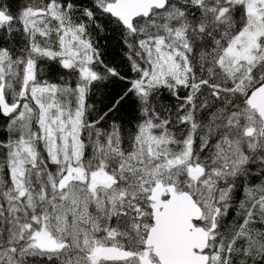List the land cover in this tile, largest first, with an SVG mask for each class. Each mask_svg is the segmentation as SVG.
<instances>
[{
    "label": "snow or ice",
    "instance_id": "1",
    "mask_svg": "<svg viewBox=\"0 0 264 264\" xmlns=\"http://www.w3.org/2000/svg\"><path fill=\"white\" fill-rule=\"evenodd\" d=\"M0 264H264V0H0Z\"/></svg>",
    "mask_w": 264,
    "mask_h": 264
}]
</instances>
